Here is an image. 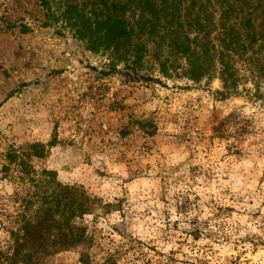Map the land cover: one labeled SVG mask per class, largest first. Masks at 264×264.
<instances>
[{"label":"rangeland","instance_id":"1","mask_svg":"<svg viewBox=\"0 0 264 264\" xmlns=\"http://www.w3.org/2000/svg\"><path fill=\"white\" fill-rule=\"evenodd\" d=\"M245 5L257 0L232 7ZM104 64L39 0H0V251L34 194L25 182L47 170L90 209L74 223L92 264H264V105L218 99L217 81L126 82ZM12 151L31 154L24 183L3 170ZM80 252L44 264H81Z\"/></svg>","mask_w":264,"mask_h":264},{"label":"trees","instance_id":"2","mask_svg":"<svg viewBox=\"0 0 264 264\" xmlns=\"http://www.w3.org/2000/svg\"><path fill=\"white\" fill-rule=\"evenodd\" d=\"M240 1L221 0L214 11L209 10V0H39V4L48 19L68 29L86 51L104 58V76L162 87L171 79L208 85L217 81L218 99L243 96L264 105V16L255 15L264 0H257L256 8L245 5L249 8L235 11L232 5ZM29 149L32 156H42L41 145ZM30 155L9 152L3 170L8 173L12 166L24 183L33 173L24 157ZM42 175L41 180L25 182L34 194L24 201V212L8 231L11 243L0 251V264H44L45 257L74 248H82L81 264H92L86 232L74 223L90 212L80 200L83 196L57 183L53 172L43 170ZM112 259L103 264H116Z\"/></svg>","mask_w":264,"mask_h":264},{"label":"clouds","instance_id":"3","mask_svg":"<svg viewBox=\"0 0 264 264\" xmlns=\"http://www.w3.org/2000/svg\"><path fill=\"white\" fill-rule=\"evenodd\" d=\"M238 111V110H237ZM239 112V114H240V116L238 117V118H242V116H243V113L242 112H240V111H238ZM231 127V126H230ZM229 129H226V131H228ZM235 130H236V128H232V131L233 132H235ZM240 183V180H239V178H237V184H239ZM189 219H191L192 218V216H191V213H189V217H188Z\"/></svg>","mask_w":264,"mask_h":264}]
</instances>
